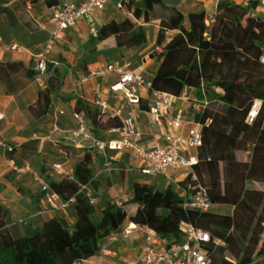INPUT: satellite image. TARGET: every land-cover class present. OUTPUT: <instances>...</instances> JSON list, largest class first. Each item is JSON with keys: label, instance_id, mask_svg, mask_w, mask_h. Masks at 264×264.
<instances>
[{"label": "trees", "instance_id": "trees-1", "mask_svg": "<svg viewBox=\"0 0 264 264\" xmlns=\"http://www.w3.org/2000/svg\"><path fill=\"white\" fill-rule=\"evenodd\" d=\"M28 1L0 0V15L5 14L12 26L30 23L25 20ZM47 2L53 6L59 0ZM159 9L164 12L156 43L164 50L158 55L150 91L180 96L187 87H194L197 96L212 94L216 100L195 117L202 124L203 144L193 171L180 183L186 194L181 196L171 186L158 189L135 182L133 196L123 206L114 201L91 204L79 193L81 185L97 186L90 167L93 158L85 154L75 166L74 178L49 183L64 198L76 195L72 226L55 216L32 234L13 237L7 228L8 209L0 205V264H83L99 252L104 237L129 225L148 226L161 240L180 242L183 222L223 241V245L206 246L216 264H264V195L259 196L264 189L254 185H264V19L252 17L248 8L230 0L217 5L210 24L205 11L185 16L163 0H144L143 8H134L133 15L147 23ZM173 30L177 33L166 41V33ZM93 42L91 49L104 44L143 47L147 31L125 18L101 26ZM52 68L48 63L47 73L55 72ZM59 84L55 76L48 77L47 86L29 107L35 116L47 113ZM256 101H260L257 107ZM78 102L82 105L75 111L90 119L96 134L98 129L121 126L117 115ZM238 151L248 152V159H238ZM199 185L212 204L230 205L232 212L186 208L185 196L197 192Z\"/></svg>", "mask_w": 264, "mask_h": 264}, {"label": "crops", "instance_id": "crops-1", "mask_svg": "<svg viewBox=\"0 0 264 264\" xmlns=\"http://www.w3.org/2000/svg\"><path fill=\"white\" fill-rule=\"evenodd\" d=\"M47 1L37 0L31 9L27 7L28 15L25 20L30 23L19 22L20 24L12 26L5 14L0 15V38L3 40L0 60V205L8 209L7 228L13 237L30 235L55 216L65 219L71 226L75 223L72 205L63 210L50 208L35 174H39L49 183L66 177L74 178L75 166L85 154H91L93 158L90 167L97 186H88L97 203L114 201L116 197L124 194L132 197L135 182L155 185L158 189L171 186L184 196L186 191L180 183L190 174V170L182 167L171 168L166 175L156 177L142 174L137 167L133 150L98 151L92 147L91 138H83V147H78L72 134L76 126L72 114L77 105H82L78 100L96 106L94 101L102 98L121 108L124 115L131 112L134 114L139 144H152L163 139L165 126L156 124L146 111L153 101L149 90L140 91L142 102L135 106L129 104L119 93L110 90L115 75L105 78L88 77L85 81L82 78L99 66L119 62L128 65L130 70L143 73L151 81L159 64V57L154 62L155 57L164 50L162 45L156 43L164 10H157L159 14H154L151 21L146 23L142 18L136 19L133 15L134 8H143L144 0H126L123 8H118L119 0H108L103 10L80 19L76 26L69 28L57 40L55 51L53 48L47 55V62L53 65L55 72L41 74L36 69L35 56L43 49L51 29V6L46 4ZM71 1L78 0H59V3ZM163 1L170 8L176 7L185 16L191 12L205 11L207 24H210L217 5L222 0ZM230 1L240 3L242 0ZM125 18L144 25L147 31V47L118 48L115 50V57L88 52L86 48L101 26L111 21L120 22ZM186 25L188 26V21ZM176 33V30L168 31L166 41ZM12 44H17L16 49H12ZM153 62L156 66L152 76H147V68ZM7 63L15 64L7 66ZM133 64L137 65L131 68ZM50 75L55 76V81H60L59 89L54 94L47 113L35 116L29 107L36 103L39 91L47 86ZM196 91L194 87H187L180 96L173 98L172 111L175 115L181 114L185 120L198 122L195 117L198 112H203V105L207 102L209 106L216 101L211 95L199 97ZM215 92L221 94L222 90L215 88ZM87 126L90 134L99 140L120 138L119 133L112 131L117 126L98 129L97 134L91 129L90 119L87 120ZM186 131L187 126L183 133ZM199 150V147L193 148L186 155L198 158ZM237 157L247 160L248 152L238 151ZM106 161L112 163V170L106 169ZM122 161L126 164L125 167H120L119 163ZM55 163L61 164L62 172L53 170ZM254 185L264 189L262 183L255 182ZM210 210L226 213L232 212L233 208L226 204H212ZM142 241L143 235L139 231L129 236H119L116 241H111L106 236L102 239L99 252L83 264H96L99 261L106 264H129L138 259ZM103 250L108 254L104 255Z\"/></svg>", "mask_w": 264, "mask_h": 264}, {"label": "built area", "instance_id": "built-area-1", "mask_svg": "<svg viewBox=\"0 0 264 264\" xmlns=\"http://www.w3.org/2000/svg\"><path fill=\"white\" fill-rule=\"evenodd\" d=\"M108 0H78L71 2H63L51 6L50 24L51 29L43 49L36 54V69L39 73L47 72V55L54 48L57 40L65 35V32L76 26L77 22L94 14L99 10H103ZM126 0H119L118 8H123ZM241 5L248 8L252 17L264 19V0H242ZM33 2H27L28 9H31ZM12 49H16L17 44H12ZM3 51V40L0 38V60ZM264 61V57H262ZM115 75V80L110 85V90L119 93L129 104L140 105L142 97L140 91L147 89L150 91L151 83L147 80L143 73L130 70L126 64L119 62L107 63L90 70L87 76L82 78L85 81L88 77L105 78ZM153 101L146 110L151 115L153 121L165 126L166 131L161 141L142 145L137 142L138 130L136 118L131 112L124 115L121 108H117L107 99L98 98L94 101L95 105L103 111L117 115L121 120V126L113 128L112 131L119 133L120 138L108 141L94 138L87 126V119L81 112L75 111L73 116L76 120V126L72 131L73 137L77 140L76 145L83 147L82 139L91 138L92 147L98 151L113 150L122 152L124 150H133L137 158V167L142 174L156 177L166 175L169 169L182 167L193 171V166L197 164V156H187L186 153L202 146V124L200 122H190L185 120L181 114L175 115L172 111L173 98L175 96L162 91H150ZM207 102L203 105L207 106ZM260 104L256 101L255 107ZM256 109L252 110V117L255 115ZM187 126L186 133L183 129ZM9 150H12L9 147ZM107 170H112V163L106 161ZM53 170L62 172L61 164H53ZM40 182V190L44 199L52 210H63L73 205L76 201V195L63 198L62 195L53 190L49 182L35 174ZM196 178L195 176H193ZM79 193L87 196L91 204H97V200L93 195L89 186L81 185ZM129 194L118 196L114 199V203L121 207L124 201L129 198ZM184 206L200 211H208L212 207V202L207 195L204 187L198 186V191L185 196ZM183 239L180 242H168L161 240L157 232L148 226L129 225L122 226L120 230L112 231L108 237L111 241L118 240L119 236H129L135 231H139L143 235L141 243V251L137 260L129 262V264H216L211 256V252L206 247L208 244L220 245L223 241L219 238H213L208 231L203 230L193 224L183 222L181 224ZM103 254L107 255L103 250ZM96 264H106L99 261Z\"/></svg>", "mask_w": 264, "mask_h": 264}, {"label": "rangeland", "instance_id": "rangeland-1", "mask_svg": "<svg viewBox=\"0 0 264 264\" xmlns=\"http://www.w3.org/2000/svg\"><path fill=\"white\" fill-rule=\"evenodd\" d=\"M46 4L48 5V2H46ZM49 6V5H48ZM50 16V15H49ZM51 17V16H50ZM49 25H48V23H47V27H48ZM94 42L92 41L90 44H89V46H87V48L86 49H88V52L90 53V54H92V53H102V54H104L106 57H112V56H114L115 57V55H116V51L115 50H117L118 49V47H116V46H114V45H108V44H104L103 46H100L99 48L98 47H96L95 49H91V46H92V44H93ZM143 47H147L146 46V44L143 46ZM55 49H56V47H54V51H55ZM63 50V49H62ZM154 55V54H153ZM156 59H158V55L155 57V61L154 62H156ZM154 62L151 64V67H148L147 68V76H152V73H153V70H154V67L156 66V64H154ZM132 63H133V61H132ZM47 64H48V62H47ZM137 64H133L132 66H131V68H134L135 66H136ZM153 67V68H152ZM211 96H212V94H210ZM73 115V114H72ZM120 164V167H125V163L122 161V163H119ZM264 186V185H263ZM261 195H264V193H259V196H261Z\"/></svg>", "mask_w": 264, "mask_h": 264}]
</instances>
